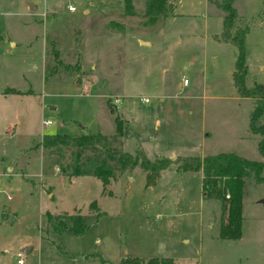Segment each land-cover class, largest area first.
<instances>
[{
  "label": "rangeland",
  "instance_id": "1",
  "mask_svg": "<svg viewBox=\"0 0 264 264\" xmlns=\"http://www.w3.org/2000/svg\"><path fill=\"white\" fill-rule=\"evenodd\" d=\"M220 1L177 0L169 19L147 23L145 0H131L134 16L124 15L122 0H0V264H17V254L23 264H119L127 257L264 264V184L244 179L241 236L227 241L218 236L219 205L202 199L198 173L171 166L146 186L135 172L102 192L94 178L67 181L45 169L37 147L43 135H111L120 118L136 134L123 149L139 148L149 159L232 153L263 161L261 136L249 131L257 99L239 97L230 75L238 50L205 38L206 22L210 36L219 34ZM231 6V31L244 30V84L264 96V0ZM155 36L161 54L138 43ZM49 50L57 51L55 64ZM182 73L195 84L178 94ZM161 82L169 97L159 99L149 86ZM141 93L152 95L149 104L138 101ZM43 121L51 124L42 128ZM263 124L264 107L255 125ZM91 202L104 215L82 235L47 227L45 213L90 215Z\"/></svg>",
  "mask_w": 264,
  "mask_h": 264
},
{
  "label": "trees",
  "instance_id": "2",
  "mask_svg": "<svg viewBox=\"0 0 264 264\" xmlns=\"http://www.w3.org/2000/svg\"><path fill=\"white\" fill-rule=\"evenodd\" d=\"M232 0H221L218 8L222 11L221 40L228 41L238 50L234 61L232 82L241 98H256L255 107L249 118V131L253 135H260L257 150L263 161H249L232 153H220L186 159H171L155 157L149 159L139 149L128 152L123 146L132 136L125 120L114 119V133L102 135L100 133H82L78 136L43 135L38 148L45 169H56L67 181L76 177H91L98 180L102 192L121 177H128L135 172L143 175L146 186H150L169 167L174 166L177 172L198 173L201 178V196L203 200H214L219 205L218 236L222 240L237 241L241 236V196L244 179L250 177L256 184H264V124L255 123L262 115L264 96L259 86L248 88L244 84L246 66L243 61L244 30L234 28L236 20L235 10L231 6ZM123 13L134 16L131 0H122ZM173 5L168 0H145L143 19L155 22L171 15ZM55 64L57 51L49 50ZM55 61V62H54ZM52 68V67H51ZM44 71V75L55 72V68ZM136 135V134H135ZM137 138V137H136ZM107 195L110 192L107 191ZM88 208L93 211L90 215H62L53 216L45 213L47 227L52 234L70 232L74 236L82 235L87 227L95 223L104 215L99 212L95 202ZM119 264H173L168 258H150L146 261L137 257L123 258Z\"/></svg>",
  "mask_w": 264,
  "mask_h": 264
},
{
  "label": "crops",
  "instance_id": "3",
  "mask_svg": "<svg viewBox=\"0 0 264 264\" xmlns=\"http://www.w3.org/2000/svg\"><path fill=\"white\" fill-rule=\"evenodd\" d=\"M176 2H177V0H173V1H171L170 3L173 5V10H174V7H175V5H176ZM25 5H26V7H27V10L29 11V12H31L32 14H30V15H36L35 13V4L34 3H32V2H30V1H27V2H25L24 3ZM23 12L24 13H26L24 10H23ZM35 12V13H34ZM26 14H29V13H26ZM172 15H174V12H172V14L171 15H169V16H167V17H165V18H162L161 20H163V19H169V17H171ZM165 20V21H166ZM205 24V38H206V40H208V39H210V38H212L213 39V41H215V42H217V43H220V42H222V43H224V44H227V45H231L228 41L226 42V41H222V40H219V36L221 35V28H222V17H221V20H219V22H218V25H217V29L219 30V34L218 35H212V36H210L211 34H210V32H209V24H208V22H206V23H204ZM114 31H112V32H109V33H113ZM118 34V33H117ZM161 37H157V36H155V38H152V39H149V40H147V41H143V42H141V41H138V43H142L144 46V48L147 50V49H152L154 52H157V53H162V43L160 42L161 41V39H160ZM22 38H18L17 40H21ZM8 43H9V45L11 46V47H15L17 44H16V41H11V40H8ZM161 48V49H160ZM82 66H83V64H82ZM232 73H230V75H231ZM181 77H186L187 79H188V85L186 86V87H182V85H181ZM179 82H178V84L176 85L177 86V88L179 89V91H178V94H180L179 92H182V91H184V90H186V89H191V88H193L194 87V79L191 77V76H189V75H187L186 73H182L181 75H180V78H179ZM198 80V79H197ZM76 82V81H75ZM201 82L204 84L205 82H204V80L202 81L201 80ZM77 83V82H76ZM163 85V82H161V84H159V85H154V87L152 86V85H150L149 86V90H152V91H154V93H156V91L158 92L157 94H158V98L159 99H162L163 97H169V95L167 94L166 95V93H165V91L163 90V88H161V86ZM8 89H14V88H8ZM154 89V90H153ZM234 89H235V87H234ZM15 90V89H14ZM15 91H17V90H15ZM236 93V92H235ZM188 94H191V90H189V93ZM12 95V94H11ZM141 96H147L148 98H149V102L148 103H146V104H149L150 103V101H151V99H152V95H148V94H146V93H141L140 94ZM15 96V95H14ZM140 96V97H141ZM178 96V95H177ZM184 97H186V99H189V97H193V96H184ZM242 99H247V98H242ZM113 104H115V103H113ZM43 128V127H42ZM42 137V136H41ZM40 137V138H41ZM24 161H26L25 159H23V162ZM9 171V170H8ZM8 199H10V197H7ZM29 251H31V248L29 247L28 248V251L26 252V253H28ZM23 252H24V250H23ZM25 253V254H26Z\"/></svg>",
  "mask_w": 264,
  "mask_h": 264
},
{
  "label": "built area",
  "instance_id": "4",
  "mask_svg": "<svg viewBox=\"0 0 264 264\" xmlns=\"http://www.w3.org/2000/svg\"><path fill=\"white\" fill-rule=\"evenodd\" d=\"M67 10L70 11V12L74 11V9L72 7H68ZM181 85H182V87H186L188 85V79L187 78H182L181 79ZM138 101L140 103L146 104V103L149 102V98L141 96V97L138 98ZM113 103H115V104L118 103V99H114ZM50 124H51L50 121H43L41 123V126L42 127H46V126H49ZM17 257H18V259H17L16 263L17 264H23V259L21 258V255L17 254Z\"/></svg>",
  "mask_w": 264,
  "mask_h": 264
},
{
  "label": "water",
  "instance_id": "5",
  "mask_svg": "<svg viewBox=\"0 0 264 264\" xmlns=\"http://www.w3.org/2000/svg\"><path fill=\"white\" fill-rule=\"evenodd\" d=\"M78 32H79V31L77 30L76 33H78ZM12 220H13L12 218H9L7 222H8V223H11ZM27 251H28V248H25V249H24V253H26Z\"/></svg>",
  "mask_w": 264,
  "mask_h": 264
}]
</instances>
